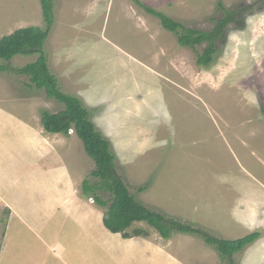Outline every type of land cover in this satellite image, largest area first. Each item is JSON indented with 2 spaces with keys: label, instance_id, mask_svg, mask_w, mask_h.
I'll use <instances>...</instances> for the list:
<instances>
[{
  "label": "rangeland",
  "instance_id": "374dc122",
  "mask_svg": "<svg viewBox=\"0 0 264 264\" xmlns=\"http://www.w3.org/2000/svg\"><path fill=\"white\" fill-rule=\"evenodd\" d=\"M240 7L250 10L209 66L198 64L207 43L181 46L145 9L212 32ZM54 17L50 70L90 112L136 200L219 240L259 233L234 258L264 264V1L55 0ZM45 24L41 0H0V39ZM28 84L0 73V264H227L202 236L165 238L146 222L130 239L109 232L83 191L98 181L83 142L42 126L65 106Z\"/></svg>",
  "mask_w": 264,
  "mask_h": 264
},
{
  "label": "trees",
  "instance_id": "16d2710c",
  "mask_svg": "<svg viewBox=\"0 0 264 264\" xmlns=\"http://www.w3.org/2000/svg\"><path fill=\"white\" fill-rule=\"evenodd\" d=\"M41 4L46 28L27 27L0 39V61H3L0 64V73L13 72L16 75L28 77L29 84L27 86L29 88L44 90L48 98L55 99L65 106V110L59 114L44 111L41 123L44 130L49 134L68 136L70 130L74 129L83 142L86 153L96 164V170L92 176L98 180L95 183L86 180L83 184V191L86 196L94 199L99 207L105 209L102 218L105 228L112 234H121L123 239L137 236L127 232L137 222L148 223L165 238L170 237L172 232L202 236L208 245L213 246L221 254L227 264H235V255L258 240L259 233L234 241L219 240L214 235L205 233L202 229H196L192 225H185L175 219H169L165 215L147 208L139 203L135 195L130 192L118 174L117 159L111 150V144L100 132L96 131L95 125L90 119V112L85 108L82 101L75 96L63 93L57 77L50 70L46 45L55 23V0H41ZM220 7L226 11L222 5ZM145 9L160 20L164 29L178 36L181 46L195 49L203 43L208 44L198 57V64L201 66H209L213 62L214 54L218 51L216 43L224 37L228 25L240 21V14H245L246 11L250 10V8L240 7L228 11L212 32H202L188 29L151 8ZM35 55L38 58L34 62L22 68L14 69L11 67L10 63L16 57ZM145 190L146 187L139 189L140 192ZM136 233L139 234L140 232L137 231Z\"/></svg>",
  "mask_w": 264,
  "mask_h": 264
},
{
  "label": "crops",
  "instance_id": "0c3cea01",
  "mask_svg": "<svg viewBox=\"0 0 264 264\" xmlns=\"http://www.w3.org/2000/svg\"><path fill=\"white\" fill-rule=\"evenodd\" d=\"M25 125V123L24 122H22V126H24Z\"/></svg>",
  "mask_w": 264,
  "mask_h": 264
},
{
  "label": "clouds",
  "instance_id": "9594fccd",
  "mask_svg": "<svg viewBox=\"0 0 264 264\" xmlns=\"http://www.w3.org/2000/svg\"><path fill=\"white\" fill-rule=\"evenodd\" d=\"M71 131V130H70ZM70 133V132H69ZM94 200V199H93Z\"/></svg>",
  "mask_w": 264,
  "mask_h": 264
}]
</instances>
